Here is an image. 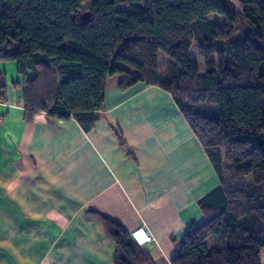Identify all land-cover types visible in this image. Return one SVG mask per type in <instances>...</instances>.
I'll list each match as a JSON object with an SVG mask.
<instances>
[{"label": "trees", "instance_id": "16d2710c", "mask_svg": "<svg viewBox=\"0 0 264 264\" xmlns=\"http://www.w3.org/2000/svg\"><path fill=\"white\" fill-rule=\"evenodd\" d=\"M0 60L16 63L27 122L44 113L93 130L117 74L122 91L170 92L220 182L171 264H262L264 0H0ZM90 212L116 243L115 264H154L122 225Z\"/></svg>", "mask_w": 264, "mask_h": 264}, {"label": "crops", "instance_id": "0c3cea01", "mask_svg": "<svg viewBox=\"0 0 264 264\" xmlns=\"http://www.w3.org/2000/svg\"><path fill=\"white\" fill-rule=\"evenodd\" d=\"M0 72V264H115L116 243L91 210L129 234L145 227L153 240L140 247L171 264L190 223L206 221L199 201L220 185L171 93L144 82L122 91L114 75L86 132L74 118L27 122L16 63L0 60Z\"/></svg>", "mask_w": 264, "mask_h": 264}, {"label": "built area", "instance_id": "2783aa9c", "mask_svg": "<svg viewBox=\"0 0 264 264\" xmlns=\"http://www.w3.org/2000/svg\"><path fill=\"white\" fill-rule=\"evenodd\" d=\"M130 235L133 241L139 246H144L153 240L152 236L143 226L133 230Z\"/></svg>", "mask_w": 264, "mask_h": 264}, {"label": "rangeland", "instance_id": "374dc122", "mask_svg": "<svg viewBox=\"0 0 264 264\" xmlns=\"http://www.w3.org/2000/svg\"><path fill=\"white\" fill-rule=\"evenodd\" d=\"M237 7H241L239 6V4H237ZM210 18L219 22V23H223L224 22V17L218 15V14H211L210 15ZM250 28H248L247 25H244L242 26V28L240 29L239 32H244V31H248ZM165 62H166V56L164 53H160V64H161V69H162V72L164 73V66H165ZM165 78V75L163 76ZM261 263L264 264V249H262V253H261Z\"/></svg>", "mask_w": 264, "mask_h": 264}, {"label": "water", "instance_id": "95a60500", "mask_svg": "<svg viewBox=\"0 0 264 264\" xmlns=\"http://www.w3.org/2000/svg\"><path fill=\"white\" fill-rule=\"evenodd\" d=\"M89 16H90V13H88V12H86V13L83 15L84 18H87V17H89ZM197 223L200 224V225H202V224H203V219H201V218L197 219Z\"/></svg>", "mask_w": 264, "mask_h": 264}]
</instances>
